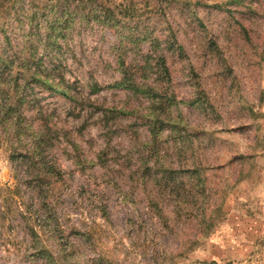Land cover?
I'll list each match as a JSON object with an SVG mask.
<instances>
[{
    "label": "rangeland",
    "instance_id": "obj_1",
    "mask_svg": "<svg viewBox=\"0 0 264 264\" xmlns=\"http://www.w3.org/2000/svg\"><path fill=\"white\" fill-rule=\"evenodd\" d=\"M59 1L0 0V264H264V0Z\"/></svg>",
    "mask_w": 264,
    "mask_h": 264
},
{
    "label": "trees",
    "instance_id": "obj_2",
    "mask_svg": "<svg viewBox=\"0 0 264 264\" xmlns=\"http://www.w3.org/2000/svg\"><path fill=\"white\" fill-rule=\"evenodd\" d=\"M59 6H61V5H59ZM64 13L65 12L62 10L60 12L59 16H57L56 19L49 25V27H51V30H53V31L56 30V27L59 25V19H61L63 17ZM41 27H43V26L39 25L38 27H35V28L36 29L40 28V30H41ZM31 29H33V28H31ZM27 37H28V40L30 41V38L32 37V34L29 33ZM53 38H54L53 43L56 44L55 39L57 38V36H53ZM161 61L163 62L164 60L162 59ZM17 62H18V67L20 69L23 70L24 68H26V69L30 70L31 64L26 59H24L23 56H22L21 59H17ZM124 74H125L124 79L121 82L116 83L115 87L128 89V90L134 91L136 93H138V91H141L140 88L135 85L133 79L127 74L126 71H124ZM45 194H46L45 199L46 200L49 199L48 193L46 192ZM45 203L46 202L44 201L43 205ZM21 216H22V219H23V224L25 225L26 236L28 238H30V241H32V243H34L36 245L39 244L40 235L38 234L37 231H38V228L42 226V222L44 221L43 218H37L35 220L34 216L30 213V211L29 212L28 211L27 212H23V213L21 212ZM39 251H40V253L41 252H45L46 249H42L41 248ZM46 254L49 256L48 252Z\"/></svg>",
    "mask_w": 264,
    "mask_h": 264
}]
</instances>
